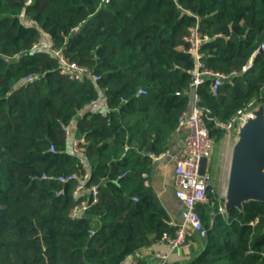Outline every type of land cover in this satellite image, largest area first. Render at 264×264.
I'll list each match as a JSON object with an SVG mask.
<instances>
[{"label": "trees", "instance_id": "16d2710c", "mask_svg": "<svg viewBox=\"0 0 264 264\" xmlns=\"http://www.w3.org/2000/svg\"><path fill=\"white\" fill-rule=\"evenodd\" d=\"M25 1L0 0V264H127L175 233L141 175L193 105L189 29L207 38L198 70L229 76L216 95L206 78L198 105L227 121L251 101L264 105V53L255 54L264 42V0ZM44 35L98 80L60 75L55 56L41 45L32 49ZM26 77L34 79L21 84ZM101 95L106 109L84 112ZM62 126L83 150L85 186L97 191L94 204L84 196L90 205L76 220L69 218L75 181L55 180L81 172ZM196 210L203 245L184 264H264V203L212 223L215 208Z\"/></svg>", "mask_w": 264, "mask_h": 264}, {"label": "built area", "instance_id": "2783aa9c", "mask_svg": "<svg viewBox=\"0 0 264 264\" xmlns=\"http://www.w3.org/2000/svg\"><path fill=\"white\" fill-rule=\"evenodd\" d=\"M110 0H101L104 5ZM31 3V0H26L25 5ZM207 40V38H201L196 28L189 29V35L185 38V42L189 44L188 53L193 54L197 61V70L191 73V90L193 97V105L191 109L183 112L178 117V127L185 130V136L182 142V147L174 159V171L173 176L175 179L174 195L178 201L182 204L185 215L183 222L179 225L169 223L174 229V236H168L163 234L161 240L167 245L168 251L166 253L156 252L153 257L156 264L167 263L169 256L172 252L179 248H188L191 245V238L194 234L200 233L203 230V226L197 213L198 205H209L215 208L214 211L209 213L210 223L217 215L226 218L225 211V199L224 191L222 196L218 197L216 190L211 185L210 178L207 174V165L205 166V173L200 175V164L202 159L208 161L209 151L214 144V138L211 135V130L218 129L225 135L229 136L230 128L235 127L238 130L246 119L251 116L252 109H248L246 106L243 109L238 110L227 121H221L215 118L207 116L206 112L198 105L199 97L196 94L198 86L206 79L209 78L212 81L211 93L217 94V90L220 84L227 80L229 76L222 73L210 72L207 70H198L201 68L199 49L201 44ZM38 43L32 46V49L36 48ZM48 51L58 59L59 73L63 77L70 81L82 82L84 78L90 76L88 68L77 65L68 61L60 50L48 45ZM248 66L243 68V71ZM234 74V73H233ZM93 81L98 80V77L90 76ZM34 78L26 77L21 84H27L33 81ZM144 94L143 90L138 92V95ZM101 99L105 103L104 96L101 95ZM94 102H92L93 104ZM105 112L103 113V115ZM207 121L212 123V128L207 125ZM64 136L67 140L68 152L76 156L81 166V172L79 175L71 174L69 176H58L56 181L61 184L75 181V186L71 192V197L75 201L69 211V218L76 220L81 218L89 207L88 197L91 199V204L97 201V191L95 186L86 187L85 183L88 181L90 175L87 163L83 156V150L79 147L78 141L70 136V130L68 126H62ZM50 152H55L54 147L50 146ZM154 158V155H151ZM142 178H146L145 174L141 175ZM42 180H48L46 175L41 176ZM63 194V190H59L56 195ZM88 194V195H87ZM88 197L85 198L84 196ZM94 230H90L89 234L92 235ZM138 259H130L127 264H140Z\"/></svg>", "mask_w": 264, "mask_h": 264}, {"label": "water", "instance_id": "95a60500", "mask_svg": "<svg viewBox=\"0 0 264 264\" xmlns=\"http://www.w3.org/2000/svg\"><path fill=\"white\" fill-rule=\"evenodd\" d=\"M6 15L0 16L1 18ZM264 53V42L255 54ZM207 160L202 159L200 175L205 173ZM225 211H242L249 202L264 203V105L251 112L239 126L229 155L224 191ZM206 232L203 231L204 235Z\"/></svg>", "mask_w": 264, "mask_h": 264}, {"label": "crops", "instance_id": "0c3cea01", "mask_svg": "<svg viewBox=\"0 0 264 264\" xmlns=\"http://www.w3.org/2000/svg\"><path fill=\"white\" fill-rule=\"evenodd\" d=\"M21 20L25 25H30L26 18L21 16ZM42 38V40L45 42L39 41L38 45H41L48 50V45L51 44V42L45 35L42 36ZM105 109V103L100 96L99 100L87 106L84 112L89 110L104 111ZM184 136L185 130L178 127L177 132L169 142L168 149L154 158L151 157L152 167L145 180V184L152 188L156 198L165 209L169 217V222L175 225L181 224L185 215L182 204L176 199L174 195L175 179L173 176L174 159L182 147ZM202 245L203 242L196 233L191 239V245L188 248H179L172 252L167 262L171 264H184L194 252L199 251L198 249ZM167 251L168 248L166 243L162 240H159L151 244L149 247L141 249L139 253L133 257V259L143 261L145 264H156V261L153 257L154 253H166Z\"/></svg>", "mask_w": 264, "mask_h": 264}, {"label": "rangeland", "instance_id": "374dc122", "mask_svg": "<svg viewBox=\"0 0 264 264\" xmlns=\"http://www.w3.org/2000/svg\"><path fill=\"white\" fill-rule=\"evenodd\" d=\"M40 42L45 41L40 39ZM261 104L263 103H258L255 105L251 101L249 104H247V106L248 109L250 108L255 110ZM237 131L238 130H236V128L233 126L230 128L229 136L225 135L223 132L213 136L214 144L209 151L207 174L210 178L212 187H214L216 190L218 197H221L222 191H225L229 155L231 152V147L236 140ZM201 248L202 246L198 250H201Z\"/></svg>", "mask_w": 264, "mask_h": 264}]
</instances>
